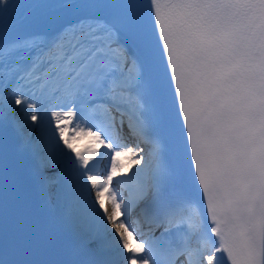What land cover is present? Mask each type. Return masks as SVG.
I'll list each match as a JSON object with an SVG mask.
<instances>
[{
	"label": "snow or ice",
	"instance_id": "snow-or-ice-1",
	"mask_svg": "<svg viewBox=\"0 0 264 264\" xmlns=\"http://www.w3.org/2000/svg\"><path fill=\"white\" fill-rule=\"evenodd\" d=\"M16 6L0 0V264H264V0H33L42 30L8 38ZM121 155L141 167L111 187ZM25 175L54 190L43 207Z\"/></svg>",
	"mask_w": 264,
	"mask_h": 264
},
{
	"label": "bare ground",
	"instance_id": "bare-ground-1",
	"mask_svg": "<svg viewBox=\"0 0 264 264\" xmlns=\"http://www.w3.org/2000/svg\"><path fill=\"white\" fill-rule=\"evenodd\" d=\"M33 29V30H32ZM27 30H30V32H28L27 34H25V35H28V34H30V33H32V32H37L38 31V27H32V26H30L29 27V29H27ZM11 37H14V36H10V37H8V38H11ZM18 116H19V118H20V121L22 122V125H23V128L25 129V128H27V125H28V123L27 124H25V122H24V119L22 118V115L18 112ZM129 164H130V160H129ZM134 165V164H133ZM135 166H137V168L138 167H140L141 165H135ZM131 168H132V166H131ZM137 168H135V169H137ZM135 169H133L132 171H134ZM134 215H135V213H133V216L131 217V221H132V225L134 226V219H133V217H134ZM130 243L131 244H133V238H130Z\"/></svg>",
	"mask_w": 264,
	"mask_h": 264
},
{
	"label": "rangeland",
	"instance_id": "rangeland-1",
	"mask_svg": "<svg viewBox=\"0 0 264 264\" xmlns=\"http://www.w3.org/2000/svg\"><path fill=\"white\" fill-rule=\"evenodd\" d=\"M31 123H32V122H31ZM31 123H30V124H31ZM30 124H28V125H30ZM28 125H27V128H25V131L34 134L35 139H36L37 137H39L40 134H41V129H40V128L29 127ZM140 167H141V166H140ZM135 168H137V166H135V164H134V165H132V168H129L128 171H131V170H133V169H135ZM110 209H111V206H110Z\"/></svg>",
	"mask_w": 264,
	"mask_h": 264
}]
</instances>
